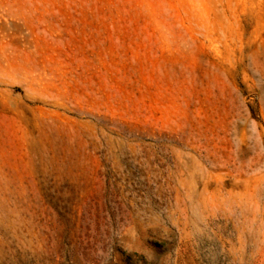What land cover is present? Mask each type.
<instances>
[{
  "label": "rangeland",
  "instance_id": "obj_1",
  "mask_svg": "<svg viewBox=\"0 0 264 264\" xmlns=\"http://www.w3.org/2000/svg\"><path fill=\"white\" fill-rule=\"evenodd\" d=\"M0 264H264V0H0Z\"/></svg>",
  "mask_w": 264,
  "mask_h": 264
}]
</instances>
